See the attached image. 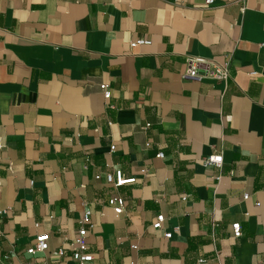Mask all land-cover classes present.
<instances>
[{"label":"crops","instance_id":"1","mask_svg":"<svg viewBox=\"0 0 264 264\" xmlns=\"http://www.w3.org/2000/svg\"><path fill=\"white\" fill-rule=\"evenodd\" d=\"M0 209V264H75L84 209L85 264H264V0H0Z\"/></svg>","mask_w":264,"mask_h":264},{"label":"built area","instance_id":"2","mask_svg":"<svg viewBox=\"0 0 264 264\" xmlns=\"http://www.w3.org/2000/svg\"><path fill=\"white\" fill-rule=\"evenodd\" d=\"M204 4L206 6H211L214 4V0H204ZM243 8H241L242 11ZM150 41L144 39H136L129 43L131 48L141 45H149ZM203 67V71L200 73L199 68ZM184 79H200V78H208L218 82L226 81L229 77V64L225 62L223 65H214L211 64L203 59H188L187 60V69L184 74ZM99 89L103 94L104 99H108L110 97V91L107 84H100ZM110 149H113L111 147ZM158 158H162L163 154L158 153L156 155ZM203 165H213L216 167H220L222 164V155L219 154H211L208 157L203 159ZM96 179L99 176L95 177ZM104 180L107 184L113 185V187L118 188L122 187L126 184L133 183L134 178H123L121 172L116 170L112 173H107L104 176ZM219 180V176L216 178ZM248 195H243V200H247ZM107 206H109L113 213L118 216L123 212L124 201L119 196L110 197L107 200ZM5 213L4 210L0 209V216ZM90 210L84 209L80 215L79 224L80 228L77 231V234L73 237L70 246H71V253L70 259L75 262V264H85L92 260V255L88 253L87 250V243H86V233H87V225L89 224L90 220ZM164 220L162 215H158L155 218V221L152 223L151 227L154 230L161 229V224ZM232 235L235 238L241 237V227L239 223H233L231 225ZM165 238H170V233H165L163 235ZM49 240L48 234L44 233L37 237H35V241L32 247L27 249L28 254H35L37 252H44L47 249V242ZM135 249V246L131 247ZM57 255L62 256L63 251L60 249L57 251ZM199 263H203V259L198 260Z\"/></svg>","mask_w":264,"mask_h":264}]
</instances>
